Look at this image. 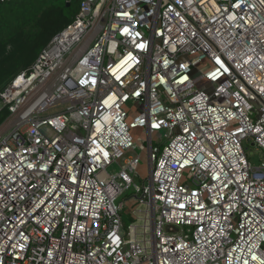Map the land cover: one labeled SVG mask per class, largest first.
Segmentation results:
<instances>
[{"label": "built area", "instance_id": "obj_1", "mask_svg": "<svg viewBox=\"0 0 264 264\" xmlns=\"http://www.w3.org/2000/svg\"><path fill=\"white\" fill-rule=\"evenodd\" d=\"M2 109L0 264H264V0H80Z\"/></svg>", "mask_w": 264, "mask_h": 264}, {"label": "trees", "instance_id": "obj_2", "mask_svg": "<svg viewBox=\"0 0 264 264\" xmlns=\"http://www.w3.org/2000/svg\"><path fill=\"white\" fill-rule=\"evenodd\" d=\"M80 0H0V92L71 23ZM0 111V124L6 119Z\"/></svg>", "mask_w": 264, "mask_h": 264}, {"label": "rangeland", "instance_id": "obj_3", "mask_svg": "<svg viewBox=\"0 0 264 264\" xmlns=\"http://www.w3.org/2000/svg\"><path fill=\"white\" fill-rule=\"evenodd\" d=\"M59 106L52 107L46 111V113H54L58 111ZM135 138L137 139V145L132 151H127L125 153V157L132 154V155H139V166L136 171L135 176H133V181L139 186H142L145 179L148 177V158H147V150H146V135L142 133L140 129H136L133 131ZM157 138H163V133H157L155 136ZM166 138L162 139L160 145L165 144ZM244 146L246 147V153L248 155L249 160L252 164L257 165L258 163V152L250 145V143L245 142ZM161 147V146H160ZM134 193L133 188H130L126 194L120 196L118 201H122L127 196L130 197ZM136 206V207H135ZM146 206L144 204H139L137 201L133 202L130 201L127 203L122 212L121 217L124 224V227L127 225H135L137 226V237L141 242H143L144 237L145 239H149V227L148 222H145L144 219V211ZM145 222V226H144ZM144 227V228H143ZM149 246V244L147 245Z\"/></svg>", "mask_w": 264, "mask_h": 264}, {"label": "water", "instance_id": "obj_4", "mask_svg": "<svg viewBox=\"0 0 264 264\" xmlns=\"http://www.w3.org/2000/svg\"><path fill=\"white\" fill-rule=\"evenodd\" d=\"M251 145L253 146V143H251Z\"/></svg>", "mask_w": 264, "mask_h": 264}, {"label": "snow or ice", "instance_id": "obj_5", "mask_svg": "<svg viewBox=\"0 0 264 264\" xmlns=\"http://www.w3.org/2000/svg\"><path fill=\"white\" fill-rule=\"evenodd\" d=\"M125 31H127V29H125Z\"/></svg>", "mask_w": 264, "mask_h": 264}]
</instances>
